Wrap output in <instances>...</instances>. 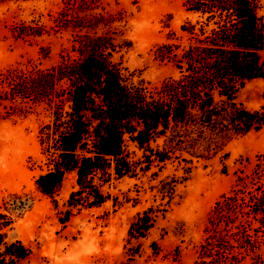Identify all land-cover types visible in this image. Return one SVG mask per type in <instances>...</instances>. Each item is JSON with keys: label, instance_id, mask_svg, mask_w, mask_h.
I'll return each mask as SVG.
<instances>
[{"label": "rangeland", "instance_id": "rangeland-1", "mask_svg": "<svg viewBox=\"0 0 264 264\" xmlns=\"http://www.w3.org/2000/svg\"><path fill=\"white\" fill-rule=\"evenodd\" d=\"M194 1L0 0V264H205V239L220 230L214 203L264 161V126L242 124V112L264 109V95L257 78L226 94L189 88L199 80L184 63L205 43ZM69 32L109 37L112 62L185 114L150 137L124 129L119 172L97 160V170L65 172L42 192L37 178L51 158L38 136L51 108L25 93L41 91L69 52Z\"/></svg>", "mask_w": 264, "mask_h": 264}, {"label": "trees", "instance_id": "trees-1", "mask_svg": "<svg viewBox=\"0 0 264 264\" xmlns=\"http://www.w3.org/2000/svg\"><path fill=\"white\" fill-rule=\"evenodd\" d=\"M259 9L257 0L194 1L192 11L203 16L198 30L205 43L204 49L189 52L184 63L188 77L199 80L189 88L226 94L237 82L257 78L264 95V16ZM66 34L71 37V53L60 52L57 65L43 74L40 92L25 93L51 108L50 122L38 136L51 158V166L37 178L42 192L50 190L65 172L84 175L97 170V160L103 161V167L114 161L113 169L119 172L124 129L138 128L136 137L141 133L150 137L171 116L185 114L179 101L172 110L154 101L136 72L112 62L115 48L107 42L109 37ZM242 114L245 128L264 126V109ZM235 188L211 210L212 228L220 230L205 239V264H241L244 251L251 255L249 264H264V253L259 251L264 246V161L255 165L246 183ZM216 246L222 250L211 251ZM233 248L243 251L236 254Z\"/></svg>", "mask_w": 264, "mask_h": 264}]
</instances>
